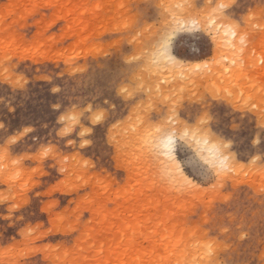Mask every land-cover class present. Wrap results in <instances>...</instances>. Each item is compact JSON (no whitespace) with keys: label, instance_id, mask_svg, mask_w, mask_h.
Returning a JSON list of instances; mask_svg holds the SVG:
<instances>
[{"label":"rangeland","instance_id":"1","mask_svg":"<svg viewBox=\"0 0 264 264\" xmlns=\"http://www.w3.org/2000/svg\"><path fill=\"white\" fill-rule=\"evenodd\" d=\"M186 2L189 0H0V122L8 118L5 104L21 99L5 80L18 79L20 75L27 78L30 86L27 106L36 113L37 120L45 108H50L53 98L59 99L61 95L53 93L49 82L38 79L40 76L50 77L71 95L103 96L114 81L128 73L126 61L133 54L140 56L141 52L150 51L156 33L171 19L172 9L167 6ZM236 3L237 11L243 12L254 8L259 0H236ZM255 16L253 28L264 27L258 11ZM140 22L143 27L138 29L135 42H129L130 30ZM198 22L197 28H210L207 19ZM220 36L222 39H217L223 43L211 49L202 48L198 40L191 38L176 46L177 58L185 64H206L196 73L181 74L163 64L152 66L147 58L141 57L143 63L136 69V75L146 85L143 111L128 101H117L113 113L115 126L101 128L93 144L69 152L68 159L58 162L51 183L56 184L55 177L59 183L47 192L54 199L40 205L44 209L51 204L58 210L51 216L43 210H37L35 216L29 214V224L36 233L30 241L21 238V229L10 219H4L10 205L0 203V264H23L25 260L30 264H95L100 259L96 257L98 245L106 244L103 253L106 256L107 244L112 239H126L123 230L129 222L137 241L133 254L140 260L137 264H261L264 165L258 159L250 162L249 157H259L260 152L258 146L252 145L247 131L252 126L250 117L255 115L258 120V113L243 118V129L233 141L236 171L218 181L200 184L197 190L162 185L157 175L158 162L138 142L141 121L159 116L168 98L180 89L186 94L201 95L213 89L234 90L236 101L243 92L246 100H256L259 107V89L255 92L252 89L264 80L261 68L264 41L258 40L247 51L250 58L247 54L243 57L246 66H241L239 56L233 66L234 54L227 41L230 37L226 40L228 36L223 32ZM71 95L64 105L66 111ZM216 111L226 133L231 132L233 123L241 124L242 113L229 114L227 104ZM58 119L44 121L48 128L37 126L41 141L45 137L51 139L54 129L59 131ZM64 148H68L66 143ZM32 164L45 172L52 169L51 163L46 167L45 162ZM12 171L11 161L0 160V197H9L10 190L18 188L19 191H11V197L28 198L32 176L29 166L16 168L20 179L9 184ZM40 183L48 184L49 180L44 176L33 182ZM235 221H243L244 230L230 229L225 233L221 226ZM208 245H213L212 254ZM22 250L27 255L21 254Z\"/></svg>","mask_w":264,"mask_h":264},{"label":"snow or ice","instance_id":"2","mask_svg":"<svg viewBox=\"0 0 264 264\" xmlns=\"http://www.w3.org/2000/svg\"><path fill=\"white\" fill-rule=\"evenodd\" d=\"M167 7L172 9L169 12L171 19L167 20L156 33L150 51L141 52L140 56L133 54L126 61L128 73L122 79L114 81L103 96L99 93L91 97L71 95L58 87L50 77L40 76L38 79L49 82L48 86L53 93L61 95L59 99L53 98L50 108H45L40 113V119L37 120L36 113L30 112L27 106V100L30 98L27 78L20 75L18 79L5 80V83L12 84L14 93H19L21 99L17 103L10 100L5 104V114L8 118L0 122V160H9L13 165L12 174L7 181L9 184L20 179L21 174L15 171L16 168L28 165L32 172L29 180L31 193L28 198L22 195L12 198L11 191H19L18 188L11 189L9 197H0V203L10 205L8 215L4 219H10L16 227L21 229V238H28L30 241L31 237L36 235L29 224V214L35 216L37 210H43L51 216L58 210L57 206L51 204L40 209V205L45 200L54 199L49 197L47 192L59 183L58 177H55L56 184L51 183L58 162L68 159L69 152L84 149L93 144L96 133L101 128L107 129L109 124L115 126L113 113L117 107V101H128L130 105L137 106L143 111V90L146 85L143 83V78L136 75V69L143 63L141 57L147 58L152 66L163 64L178 69L181 74L185 71L196 73L201 67H206V64L195 66L185 64L177 58L176 46L180 41L191 38L198 40L202 48L211 49L219 43L217 37L223 32L231 38L233 66L237 63L235 57L239 56L240 64L244 67L246 64L243 57L246 56L247 51L255 47L258 40L264 41V27L253 28L252 26L257 19L256 11L259 12V20L264 21V0H259L254 8L245 9L243 12L237 11L239 5L236 0H189L183 4ZM201 19L210 21L211 27L197 28L196 23ZM142 27L143 22H140L130 30L129 42H135L137 31ZM261 47L264 48V43ZM213 62H216L215 57ZM261 68L264 69V61L261 63ZM257 89L260 94L258 108L257 101L251 98L246 100L243 92L240 93V100L236 101L234 90L225 89L217 92L213 89L201 95L186 94L183 89H180L176 95L168 98L167 106L159 116L153 115L148 120H142L138 142L142 150L158 162L159 182L170 188L193 190L200 184L218 181L235 172L237 162L232 157L233 141L243 129V118L249 117L250 113H258L259 117L258 120L255 115L250 117L252 126L247 131L252 138V145L258 146L260 156H250L249 160L255 163L258 159L264 165V80L254 85L252 91L255 92ZM70 95L71 99L66 111L64 105ZM104 96L108 98L105 99ZM223 104H227L230 109L229 114L236 111L242 113L241 124L238 126L233 123L230 133H226L220 126L216 111ZM57 117L59 131L56 132L54 129L51 139L45 137L41 141L37 126L48 128L49 125L44 121L56 120ZM65 143L68 146L67 149L64 148ZM209 143H211L210 149L205 147L202 150L199 147L201 144L207 146ZM194 145H196L195 150H193ZM115 147L118 148L119 145ZM33 161L45 162V167L47 163H51L52 169L45 172L43 168L34 167ZM60 170L63 171L62 168ZM44 176L48 178V184H33ZM215 187L216 185L213 184V188ZM261 203L264 205V199ZM261 218L264 220V207L261 210ZM140 227L144 226L141 224ZM221 227L225 233H228L230 229L243 231L245 223L235 221ZM128 230L133 231L131 224L128 225ZM133 235H135L134 231ZM12 239L15 240L16 237ZM261 244L264 246V235H262ZM28 247H31L30 242ZM207 247L209 254H212L213 245ZM21 254L27 255V251L22 250ZM23 264H30V262L25 260ZM95 264H105V261L97 259ZM261 264H264V257L261 259Z\"/></svg>","mask_w":264,"mask_h":264},{"label":"bare ground","instance_id":"3","mask_svg":"<svg viewBox=\"0 0 264 264\" xmlns=\"http://www.w3.org/2000/svg\"><path fill=\"white\" fill-rule=\"evenodd\" d=\"M198 24H199V22H197ZM211 24V23H210ZM210 24H209V27H211L210 26ZM189 25L191 26V23H189ZM201 25H202V23H201ZM189 26V27H190ZM223 37H225V36H223ZM217 38H221L222 39V36H220V37H217ZM229 37H227L226 38V40L228 39ZM230 39V38H229ZM227 40V41H229V44H230V40ZM220 40V39H219ZM221 42H222V40L221 41H219V43L221 44ZM223 43V42H222ZM224 43H225V41H224ZM223 45V44H222ZM225 45H226V43H225ZM231 45V44H230ZM219 46H217V48H218ZM219 48H221V47H219ZM221 50V49H220ZM218 51H219V49H218ZM226 51H228V49L226 50ZM230 53H231V51H229ZM251 55V54H250ZM229 57H230V55H229ZM247 57L248 58H250L249 57V54H247ZM245 58H246V56H245ZM244 58V59H245ZM254 59V58H253ZM223 60V59H222ZM255 63V62H254ZM253 62H252V64H254ZM252 66V65H251ZM231 67H233V66H231ZM240 67V66H239ZM242 68V67H241ZM235 69V68H234ZM243 69V68H242ZM237 70V69H236ZM241 71V70H240ZM194 147H196L195 145H194ZM199 147L203 150L205 147H207L208 149H210L211 148V143H209L207 146H205V145H203V144H201V145H199ZM146 156V155H145ZM198 188V187H197ZM197 188L195 189V190H197ZM130 224V222L129 223H127L126 225H125V228H124V230H123V232L127 235V237H126V239L125 240H121V241H119L117 238H114V239H112L107 245H108V253L106 254V256H104V251H105V245L106 244H103V242L102 243H100L99 245H98V248H97V255H96V257H99L100 259H102V258H105V263H106V261H107V263H114V264H117V262H119V264H132V262L135 264L136 262H139L140 260L136 257H134L135 255H133V254H135V250L137 249V248H135V246H136V243H137V241H135V235H133V234H131V231H129L128 230V225ZM115 239H117V240H115ZM105 243V242H104ZM95 247H97V246H95ZM138 256V255H137ZM166 259H170V257H167ZM104 260V259H103ZM139 260V261H138ZM137 264V263H136ZM139 264V263H138Z\"/></svg>","mask_w":264,"mask_h":264}]
</instances>
